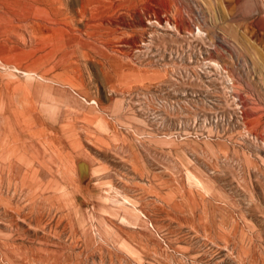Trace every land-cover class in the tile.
<instances>
[{
  "label": "rangeland",
  "instance_id": "rangeland-1",
  "mask_svg": "<svg viewBox=\"0 0 264 264\" xmlns=\"http://www.w3.org/2000/svg\"><path fill=\"white\" fill-rule=\"evenodd\" d=\"M0 264H264V0H0Z\"/></svg>",
  "mask_w": 264,
  "mask_h": 264
},
{
  "label": "bare ground",
  "instance_id": "bare-ground-1",
  "mask_svg": "<svg viewBox=\"0 0 264 264\" xmlns=\"http://www.w3.org/2000/svg\"><path fill=\"white\" fill-rule=\"evenodd\" d=\"M183 1V0H182ZM67 2V1H66ZM117 4V3H116ZM64 6V5H63ZM69 6V5H68ZM83 6H85V5H83ZM113 6V5H112ZM66 7V6H65ZM69 8V7H68ZM82 8H84V7H82ZM90 19V18H89ZM111 20V19H110ZM176 20V19H175ZM112 21V20H111ZM130 22V21H129ZM169 22V21H168ZM84 23V22H83ZM90 23V22H89ZM88 25V24H87ZM121 25V24H120ZM119 25V26H120ZM177 25V24H176ZM125 39V38H124ZM110 47V46H109Z\"/></svg>",
  "mask_w": 264,
  "mask_h": 264
}]
</instances>
